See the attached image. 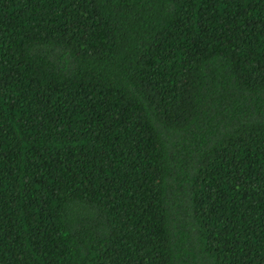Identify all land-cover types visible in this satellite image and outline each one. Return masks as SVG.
<instances>
[{
    "label": "trees",
    "instance_id": "trees-1",
    "mask_svg": "<svg viewBox=\"0 0 264 264\" xmlns=\"http://www.w3.org/2000/svg\"><path fill=\"white\" fill-rule=\"evenodd\" d=\"M0 264H264V0H0Z\"/></svg>",
    "mask_w": 264,
    "mask_h": 264
}]
</instances>
